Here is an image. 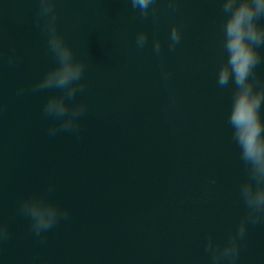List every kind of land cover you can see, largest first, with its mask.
I'll return each mask as SVG.
<instances>
[{"label": "water", "instance_id": "water-1", "mask_svg": "<svg viewBox=\"0 0 264 264\" xmlns=\"http://www.w3.org/2000/svg\"><path fill=\"white\" fill-rule=\"evenodd\" d=\"M54 11L84 64L72 129L44 113L62 90H33L57 63L39 0H0V264H264V216L246 224L235 261L208 248L237 234L241 186L255 184L229 122L236 85L218 82L223 0H154L146 13L131 0H55ZM32 195L59 215L39 235L20 208Z\"/></svg>", "mask_w": 264, "mask_h": 264}, {"label": "clouds", "instance_id": "clouds-1", "mask_svg": "<svg viewBox=\"0 0 264 264\" xmlns=\"http://www.w3.org/2000/svg\"><path fill=\"white\" fill-rule=\"evenodd\" d=\"M154 0H131L133 8L146 13ZM55 0H39V17L46 19L48 47L57 58L55 66L37 81L33 90L60 89L61 94L51 95L44 105V113L60 120V127L72 129L73 121L84 111V105H70V100L83 89L81 76L84 64L76 59L72 47L64 40L56 28ZM225 19L222 23L223 48L227 53L226 61L220 66L218 82L225 85L231 79L236 88L233 93L229 122L233 136L241 148L244 161L250 165V174L254 179L241 186V195L247 205L248 213L240 222L238 232L222 249L214 247L211 238L208 248L214 261L222 259L235 261L238 254L237 238L243 237L246 224L255 222L264 216V85L257 87L250 78L254 67L261 60L259 51L264 46V0H223ZM38 17V19H39ZM173 44L180 39V30L175 26L171 32ZM137 45L143 46L146 35H137ZM159 51V45L155 48ZM56 127L49 129L55 134ZM21 211L29 215L33 228L39 235L50 228L59 218L57 206L46 203L37 195L24 199ZM66 214V213H65ZM6 235V229L0 225V238Z\"/></svg>", "mask_w": 264, "mask_h": 264}]
</instances>
